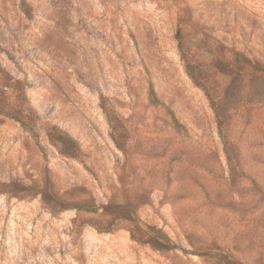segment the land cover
<instances>
[{"label":"rangeland","instance_id":"obj_1","mask_svg":"<svg viewBox=\"0 0 264 264\" xmlns=\"http://www.w3.org/2000/svg\"><path fill=\"white\" fill-rule=\"evenodd\" d=\"M0 264H264V0H0Z\"/></svg>","mask_w":264,"mask_h":264},{"label":"trees","instance_id":"obj_2","mask_svg":"<svg viewBox=\"0 0 264 264\" xmlns=\"http://www.w3.org/2000/svg\"><path fill=\"white\" fill-rule=\"evenodd\" d=\"M150 91H151V93H152V95L154 94V91L152 90V88H150ZM163 243H158V247H161V246H165L164 244L162 245Z\"/></svg>","mask_w":264,"mask_h":264}]
</instances>
